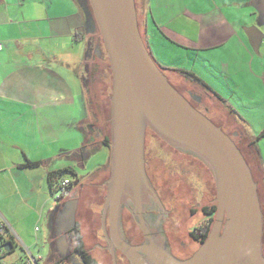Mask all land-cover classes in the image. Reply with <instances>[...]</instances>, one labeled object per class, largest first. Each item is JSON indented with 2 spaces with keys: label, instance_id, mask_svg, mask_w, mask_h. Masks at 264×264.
<instances>
[{
  "label": "crops",
  "instance_id": "crops-1",
  "mask_svg": "<svg viewBox=\"0 0 264 264\" xmlns=\"http://www.w3.org/2000/svg\"><path fill=\"white\" fill-rule=\"evenodd\" d=\"M135 1L149 51L164 68L166 75L178 77L180 84L202 91L213 103L217 102L221 107L215 112L228 129L249 137L259 136L256 143L258 167L264 176V37L259 50L254 51L244 30L247 26L255 25L264 33V2ZM72 2L76 20H79L74 28L78 29L83 23V13L78 1ZM53 35L51 33L50 36ZM25 38L36 41L43 39ZM75 41L79 45L86 43L84 33L76 32ZM36 53L31 52L29 56ZM40 56L47 62L56 57L48 51ZM78 58L74 76L83 80L81 68L88 61L83 46ZM179 69L196 74L223 102L175 71ZM84 93L81 90L76 94L69 81L45 63L26 62L0 70V180L6 178L14 183L19 182L22 177L20 170L33 168L24 166L28 160L40 162L34 171L26 172L24 179H21L32 184L38 180L40 183L46 181L48 173L53 170H75L69 160L82 164L85 158L80 157L81 149L86 143L82 125L85 117ZM70 110L73 116L78 113V120L76 117L69 120ZM58 180H55V184ZM55 184L51 192L57 194ZM16 187V193L21 194L19 186ZM38 191H33L34 197ZM4 213L0 206V214L8 221ZM12 232L16 241L13 229Z\"/></svg>",
  "mask_w": 264,
  "mask_h": 264
},
{
  "label": "water",
  "instance_id": "water-1",
  "mask_svg": "<svg viewBox=\"0 0 264 264\" xmlns=\"http://www.w3.org/2000/svg\"><path fill=\"white\" fill-rule=\"evenodd\" d=\"M77 1L81 6L89 1L93 8L112 73L107 119L111 158L105 207L110 210L113 242L132 264H264L258 184L232 137L237 132H226L169 81L143 39L135 0ZM244 30L251 47L258 51L264 33L255 25ZM193 97L201 99L198 94ZM147 128L203 161L215 180L213 225L198 249L185 259L170 252L162 228L168 211L145 173ZM128 199L138 208L149 205L156 213L151 223L134 221L145 239L142 244H130L120 234L121 208ZM5 247L10 251L13 245L9 242Z\"/></svg>",
  "mask_w": 264,
  "mask_h": 264
},
{
  "label": "rangeland",
  "instance_id": "rangeland-1",
  "mask_svg": "<svg viewBox=\"0 0 264 264\" xmlns=\"http://www.w3.org/2000/svg\"><path fill=\"white\" fill-rule=\"evenodd\" d=\"M74 12L75 6L72 0H0V22L2 23L0 38H4L0 39V70L14 68L26 62L45 63L55 72L63 75L76 94L81 90L85 91V117L82 125L86 139L83 146L86 147L88 155L81 165L72 160L68 161L74 164L77 172V177L72 175L69 177L75 182L73 189L80 191L81 198L85 201L91 199L93 195L91 193L95 190V186L91 183L110 175L111 148L104 145L100 138V140L98 138L93 140L94 131H89L87 126L92 123L98 125L103 128L104 135H108L111 139L110 120L107 119L110 118L112 73L110 67H107L110 66L107 57L106 68L102 75L98 74L93 63L89 64V59L83 63L81 72H85L88 65L90 73L87 88L81 77L74 76L81 48L87 46L86 43L79 45L75 41L76 32H83V23L81 22L78 29L74 28L79 22ZM139 27L144 35V26L140 20ZM51 33L54 35L50 36ZM25 37H43V39L36 41ZM34 51L37 52L36 55L29 56ZM44 51L54 53L56 57L51 62H47L40 56ZM63 61L64 65H62ZM65 61L70 65H65ZM167 76L179 91L186 92L188 87L180 84L178 77ZM196 92L202 97L200 106L209 107L210 116L215 119L212 120L232 134V129H228L227 125L223 124L224 120L220 121L215 112L221 106L214 100L213 103L204 92ZM72 117L78 120V113L76 112L73 116L70 110L69 120ZM144 147L146 176L164 210L168 211L162 228L170 252L176 257L181 256L184 251L181 245L183 241L189 249H198V242L191 239L190 231L206 224H209L211 229L215 218V213L211 218L207 213L213 205L216 206V186L212 172L203 161L169 144L150 128H147ZM99 167L102 169L100 170ZM35 168L20 170L22 177L26 172L34 171ZM95 170L97 172L94 175H89ZM22 177L17 183L6 178L0 180V206L11 223L17 242L9 259H18L23 254L24 247H27L39 264H46L49 254L48 211L57 201V194L51 192L48 179L42 183L38 180L32 184L22 181L21 179H24ZM256 177V182L261 184L259 190L264 205V189L257 172ZM16 186H19L21 194L16 193ZM35 190H39L36 197L32 194ZM84 205L85 203L80 205L78 219L84 234L85 245L91 248L95 242L100 241V228L98 231L100 224L94 221L95 216L86 215L85 210H82ZM94 209L100 211L97 205H94ZM120 225L124 232L128 229L129 233H135L137 239H143L139 227L128 214H124L122 223L120 219ZM95 255L98 256L100 264H112L110 255L99 252H95Z\"/></svg>",
  "mask_w": 264,
  "mask_h": 264
},
{
  "label": "flooded vegetation",
  "instance_id": "flooded-vegetation-1",
  "mask_svg": "<svg viewBox=\"0 0 264 264\" xmlns=\"http://www.w3.org/2000/svg\"><path fill=\"white\" fill-rule=\"evenodd\" d=\"M80 7L83 13L82 25L84 37L86 38V54L89 59V64L93 63L98 74L102 75L106 68L105 63L108 55L100 33V28L90 2L88 1L85 6L80 5ZM89 80L90 73L87 67V71L83 73V82L85 88H87V83ZM181 92L196 108L207 114V116L212 119L210 116L209 107L200 106L202 97L200 100H197L193 97L194 94H197L196 91L188 88L186 92H183L182 90ZM87 127L89 131H94L93 140L100 138L102 141H104V139L108 136L104 135L103 128L99 127L98 125H94L92 123L88 124ZM81 152L82 156L80 157H87L88 151L86 150V147H83ZM99 168L100 170L102 169L101 167ZM93 172L94 173L89 175H94L97 170ZM107 178L108 176L103 177L99 181H94L91 183L95 186V190L91 193V195H93L89 200H82L80 191L73 189V187L68 189L69 185H67L62 192L57 194V201L48 211L49 254L46 264H100L99 258L97 255H95V252L110 255L112 264H132L127 255L113 242V238L110 234V210L108 207H105L108 188ZM83 202L85 203V207L82 210H85L86 215L89 217L95 216L96 219L94 221L96 224H100L98 227V231L99 228L101 231L99 232L100 241L95 242L94 246L91 248H87L85 245L84 234L78 219V211L80 205L84 204ZM94 205L99 206L100 211H95ZM71 213H73L74 219H72ZM207 213L211 218L215 211L212 212V209H210L207 210ZM124 214H128V216H131L133 220H136L138 223L141 221V219L145 220L147 223H151L156 217V213L152 210L151 206L145 204L142 206V208H138L131 199L126 200L122 205L120 216L121 223L124 219ZM206 225H203V227L199 229L196 228L190 231L191 239L198 242V247L203 241L201 233H204ZM125 232L122 230L120 225V234L127 242L133 245H138L145 242V239H137L135 233H129L128 229H125ZM11 244L13 245V249H15L17 246L16 241H12ZM181 245L184 249L182 255L178 256L181 259L190 257L197 249H189L184 241L181 242ZM262 252L264 255V233Z\"/></svg>",
  "mask_w": 264,
  "mask_h": 264
},
{
  "label": "trees",
  "instance_id": "trees-1",
  "mask_svg": "<svg viewBox=\"0 0 264 264\" xmlns=\"http://www.w3.org/2000/svg\"><path fill=\"white\" fill-rule=\"evenodd\" d=\"M138 23H139V19H138ZM142 36H143V34H142ZM143 39H144V41L146 43L145 38H143ZM146 45H147V43H146ZM147 48L149 50L148 45H147ZM156 63H157V61H156ZM157 64L159 65V67L165 73L164 68L159 63H157ZM175 71L179 72L182 76H184L186 79H188L189 81L193 82L194 84H197V85L203 87V89L205 91L213 94L217 99H219L221 102H223V99L216 92H214L210 86H208L201 78H199L193 72H190V71H187V70H184V69H179V70H175ZM234 132H236V130L233 129L231 133L233 134ZM228 133H230V132H228ZM232 137H233L235 143L238 145V147L242 151L244 157L246 158V160H247V162H248V164H249V166H250V168L252 170L254 179L257 178L256 177V172L261 177L262 186H263V189H264V176H262V173H261L262 171L258 167L259 166V162H258L259 157H258V151H257V146H256V143H257V140L259 139V136H257V137H249L245 133H240L238 131L237 134L236 135H232ZM103 144L108 146V147H110V137L109 136H107L104 139ZM39 165H40L39 161H30V160H28L24 164V166H30V167H36V166H39ZM64 171H66L67 173H70V175H72V176L77 177V173H76V171L73 168H67V169L50 171L48 173V180H49V185L51 187V190H53L54 184H55V180L57 178H59V180H60V179L65 178V177H70V175H64L63 174ZM74 183H75L74 181H71V184H69L68 189H71L74 186ZM257 184H258V193H259V198H260V202H261V207H262V210L264 211L263 198L261 197L260 190H259V185H261V184H259L258 181H257ZM215 208H216V206L213 205L212 208H211L212 212L215 211ZM209 230H210V225L208 224V225H206L204 233H201L202 240L206 239Z\"/></svg>",
  "mask_w": 264,
  "mask_h": 264
},
{
  "label": "built area",
  "instance_id": "built-area-1",
  "mask_svg": "<svg viewBox=\"0 0 264 264\" xmlns=\"http://www.w3.org/2000/svg\"><path fill=\"white\" fill-rule=\"evenodd\" d=\"M71 179L69 177L62 178L58 180L55 184V190L57 194L62 192L67 185H69ZM12 228L8 221L0 214V264H39L37 258L28 250L23 249V254L18 257V259L10 260L9 257L13 253L14 249L7 250L5 245L7 243H12L14 240L12 234Z\"/></svg>",
  "mask_w": 264,
  "mask_h": 264
}]
</instances>
